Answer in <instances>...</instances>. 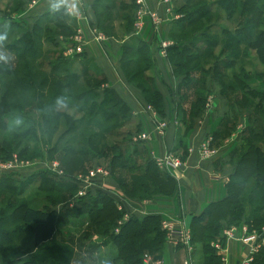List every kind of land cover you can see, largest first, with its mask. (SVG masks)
Returning <instances> with one entry per match:
<instances>
[{"label": "trees", "instance_id": "obj_1", "mask_svg": "<svg viewBox=\"0 0 264 264\" xmlns=\"http://www.w3.org/2000/svg\"><path fill=\"white\" fill-rule=\"evenodd\" d=\"M28 1L11 0L10 12ZM114 1L93 0L95 27L121 41L118 64L125 81L137 88L145 104L162 117L163 101L155 83L149 47L130 34L134 0H116V7ZM176 12L180 15L171 22L167 33L171 43L164 52L179 88L192 93L187 119L205 103L207 75L220 94L231 93L236 105L253 110L244 129V143L230 152L232 173L226 182V195L207 203L189 219V242L198 250L199 264H219L210 242L219 236L222 222L225 226L242 223L247 231L264 224V149L257 145L264 140V85L259 82L260 88L253 89L245 84L255 75L259 80L264 76V0H180ZM2 16L0 35L6 39L0 45L4 43L18 54L14 66H0V85L4 87L0 93V160L10 158L12 153L23 157L28 147L18 145L22 138L27 143V137H31L34 142L38 139L39 143H50L45 155L58 159L62 175L39 170L15 190V180L5 175L16 171L2 173L0 264H71L73 237L57 230V225L77 215L85 217L76 239L77 244L87 240L85 251L92 253L102 243L108 244L111 261L118 264H144L143 254L151 261L159 260L165 232L158 215L138 218L128 214L123 218L124 209H117L116 199L102 188L74 198L78 185L72 177L99 161L109 168L107 178L114 181L124 199H147L175 190L176 180L147 156L142 141H131V135L140 131L139 120L115 90L104 86L105 77L90 58L62 55L55 37L75 33V23L63 9L46 10L29 31L19 35L21 26L12 20L6 22L9 13ZM224 20L232 27L224 25ZM39 40L57 54L44 69L35 59ZM20 63L23 66L17 69ZM255 64L261 70H256ZM178 98L179 108L185 93L178 94ZM26 106L39 115L38 124L30 121L24 125L30 116L22 110ZM70 107L82 114L70 117L66 111ZM16 116L24 117L22 124H16L14 133L9 131L6 136V128H10L6 123H13ZM187 119L182 118L185 129L189 127ZM179 144L177 137L176 148ZM39 175L47 182L48 194L42 196L45 203L36 207L35 200L22 193ZM94 234L98 242L92 241ZM254 263L264 264V247L255 254Z\"/></svg>", "mask_w": 264, "mask_h": 264}, {"label": "crops", "instance_id": "obj_2", "mask_svg": "<svg viewBox=\"0 0 264 264\" xmlns=\"http://www.w3.org/2000/svg\"><path fill=\"white\" fill-rule=\"evenodd\" d=\"M31 1L33 2L31 3ZM6 2L5 12L9 13V17L5 18L6 22L12 20L19 24L22 29L18 33L19 35L24 31H29L34 20L41 13L53 10L52 5L56 0H29L12 12L9 10L12 5L11 0H6ZM92 2L93 0H69L67 6L61 5L58 8L63 9L64 13L73 19L75 32L77 31L79 35L81 52L73 55L82 54L90 58L104 75V86L115 90L127 104L131 113L139 120L140 131L148 135V138L141 142L148 157L151 153L162 156L166 152H171L180 156L183 161L178 168L164 170L176 180V188L169 195L155 194L141 200L124 199L111 178L104 180L102 189L115 199L122 198L123 206L121 208L127 215L131 214L140 218L145 214H156L160 221H166L174 226L181 225L188 229L192 214L199 212L207 203L220 200L226 195V182L232 173L230 152L244 143V129L249 125V116L253 110L249 106L236 105L231 93L220 94L215 81L207 75L204 80L205 103L195 116L187 119L192 93L189 89L179 88L178 79L172 74L164 52V47L171 43L167 38L168 30L171 22L178 17V13L173 8L171 0H144L147 9L155 12L158 16L157 23L153 24L144 18L138 29L131 28L130 34H134L138 39L144 41L151 53L155 83L163 101L162 117L167 123L163 134L157 135L152 128L148 112L143 110L146 104L142 100L139 90L125 81L119 68L121 41L106 36L95 27ZM25 4L26 6H24ZM73 4L75 7L70 10ZM2 18L0 12V20ZM97 33L102 35V39L96 38ZM71 36L66 37L58 34L55 37L62 48V55L64 46L69 45ZM245 84L248 88H260L258 75L248 79ZM177 92L180 95L185 93V98L179 101V108L176 105L179 99ZM254 101L256 102V99ZM261 104L264 107V99L261 100ZM182 118L187 119L186 122L189 123L187 129H185ZM177 137L180 139L178 148L175 146ZM207 137H211V146L215 149V153L210 158L199 160L196 148ZM257 145L264 149V140L258 141ZM222 224V228L225 227V222ZM84 225V215L73 216L68 222L57 225V230L66 232L73 237L74 253L71 264H73V259L78 258V255L80 264L86 261V255L93 253L94 256L100 254L102 257L104 256L102 243H99V247L92 253L85 251L87 240L83 244H77L76 239ZM91 239L95 241L98 238L94 234ZM189 247L190 250L182 242L168 240L165 236L159 264H199V254L197 253L198 256L193 257L194 245L189 242ZM107 252H109V256L107 255L106 258L104 256L100 260V264L113 263L111 261L112 250L109 246ZM246 252L247 246L233 238L223 241L221 255L223 260L214 250L219 264H237V261L242 259Z\"/></svg>", "mask_w": 264, "mask_h": 264}, {"label": "built area", "instance_id": "obj_3", "mask_svg": "<svg viewBox=\"0 0 264 264\" xmlns=\"http://www.w3.org/2000/svg\"><path fill=\"white\" fill-rule=\"evenodd\" d=\"M33 1H31L32 3ZM135 9L133 11V20H132V28L134 30L138 29L144 18L148 19L153 24L157 23L158 16L155 12L149 11L145 5L144 0H134ZM96 38L102 39V35L97 33ZM79 35L77 31L70 37L69 45L64 46L63 55L64 56H72L74 53L81 52V46L79 41ZM165 45L164 43L162 44ZM259 82L264 85V76L260 78ZM143 109V108H142ZM145 112H148L151 122L152 128L155 133L159 136L163 134L166 128V120L159 116L156 111L149 105L146 104L143 109ZM148 138V135L142 131L136 132L131 135V141H144ZM190 151V149H187ZM215 153V149L211 146V137H207L202 142H200L196 148V155L199 160H205L210 158ZM150 158L154 161L155 165L160 170H169L175 169L182 165L183 161L180 156L177 154L166 152L162 156H156L154 154H150ZM25 164L23 161H18L16 156L13 154L7 160H0V173L8 172V171H17L15 170L18 166L23 167ZM50 165V166H48ZM47 168L54 172L57 175H62V170L58 167V163L55 160H52L47 164ZM109 175V168L105 165L103 161H99L91 165L86 169L85 172H79L72 178L77 183L78 187L75 191L74 198L85 195L86 193H93L94 190L98 188H102L104 180ZM72 199L70 203H72ZM69 203V205H70ZM123 206L122 198L117 197L116 199V207L117 209H121ZM123 218L127 217V214H123ZM160 227L164 230L165 236L168 240H175L176 242H182L185 244L187 249L190 250L189 247V231L183 226H174L166 221H160ZM236 239L241 244H245L247 246V252L242 259L237 261V264H255L254 263V254L260 249L264 247V224L259 226L257 230L247 231V227L244 224L238 225H227L223 227L219 233V236L210 243V245L215 250L216 254L220 256L221 260L223 257L221 256L223 253V241L227 239ZM142 262L144 264H159V260L151 261V258L143 254Z\"/></svg>", "mask_w": 264, "mask_h": 264}, {"label": "rangeland", "instance_id": "obj_4", "mask_svg": "<svg viewBox=\"0 0 264 264\" xmlns=\"http://www.w3.org/2000/svg\"><path fill=\"white\" fill-rule=\"evenodd\" d=\"M207 1H209V0H207ZM114 2H115V7H116V4H117L118 1L115 0ZM171 2H172V5H173V8L176 11L177 6L180 3V0H171ZM6 5H7L6 0L5 1L0 0V12L2 14L6 11ZM24 6H26V4ZM111 6H112L113 9H115L114 8V4H112ZM113 12H115V10ZM112 14L114 15V13H112ZM178 15H180V14L178 13ZM0 22H2V20ZM223 24L226 25L228 28H231L232 27V24L230 22H226L225 20L223 21ZM3 44L4 43H2V45H0V57H3V58H0V66L6 67L8 64L14 66L16 64V57H17L16 54H18V52L8 50L6 46H3ZM44 44L45 43H43L41 40L38 41L37 49H38L39 52L36 53V56H35L36 62H39L40 67L43 68V69L46 66L52 64V62H54L55 61V58L57 57V54L54 53V51H51V47L49 45H48V47L47 46L45 47ZM22 66H23V64L20 63V65H17L16 68L19 69V68H22ZM79 66H81V65L79 64ZM255 67H256L255 68L256 70H261L260 65L255 64ZM246 68H251V67H249V65L246 64ZM18 72L19 71H17L16 73H18ZM3 88L4 87L0 85V93L4 90ZM238 94H240L239 91H238ZM22 110L24 112H28L30 114V116L27 115V119L25 118V121H26V123L24 124L25 126L27 124H31L30 121H32L33 124H35V125L38 124L39 115L36 113L35 110H33L32 107L31 108H28L26 106ZM66 111H67V113L69 114L70 117H74V118L75 117H78V116H80L82 114L81 111H77L74 107L73 108L70 107ZM16 117L18 119L13 120V123H11V120L7 122V119H6V122H7L6 124H8L10 126V128H6V133H4L6 136L8 135L9 131H11L12 133H14V130H15L14 128H16L15 127L16 124H19V123L22 124V120L24 119V117H22V118H20L18 116H16ZM66 138L67 137H65L64 140ZM53 139H54V137L51 138V140H53ZM24 140H25L24 138L21 139L18 147L22 146L23 144H26L27 145V147H28L27 149L28 150H27V152H25V155L23 157H20L19 158L16 155V153H12L11 156L14 154L16 156V158H17L18 161L21 160V161H23L27 165L26 166L23 165V167H19L18 166L15 169V170H17L16 173H9V174H6L5 175L11 181L15 180L14 182H12V184L14 183V185H15V190L16 189L18 190L20 188V185L21 184H19V183L22 180H26V181L29 180L27 178L29 175H31V174L35 173L36 171H39V170H45V171L47 170L48 171L49 169H47V164H49L50 161L55 160L58 163V159L57 158L52 157L53 159L52 158L49 159L48 156L45 155L46 154L45 153V149L50 144L49 142L47 144H42V142L39 143V140L38 139H36V142H34L33 141L34 139H32L31 137H27V140H26L27 143H24ZM113 140H117V139H113ZM63 142L64 141H62V143H60L59 146H62L63 145ZM45 145H47V146H45ZM44 156H45V158H44ZM87 164L88 163H86V165ZM48 166H50V165H48ZM58 167L60 168L59 163H58ZM0 176H2V173H0ZM42 177H41V175H39V177H37L36 179H33L32 178L31 181H30L31 184L27 185L25 187V189H23V193H22L23 194L22 196H26L28 198H30V197L33 198L35 200V203H33V206H36V207H41L42 203L43 204L45 203V202H42V196L45 195V194H48V190H47V186H46L47 185V182ZM44 177L50 178V177H48L46 175H44ZM51 196L53 197L54 194H52ZM67 229L71 230L70 228H67ZM96 240L98 241L99 239H96ZM103 245H104L103 246L104 248H102V250H103V254H104L105 258H106L107 255L109 256V252H107L108 251V244H103ZM194 252L195 253L193 254V257L198 256L197 255L198 250L195 249ZM92 256H93L92 258H94V259L87 258L86 261H84L81 264H100V260H102L104 258V256L102 257L101 254L99 256H94L93 253H92ZM22 257H26V255H23ZM73 264H80V257H79V255H78V258H76V260L73 259ZM111 264H118V262L117 261H114Z\"/></svg>", "mask_w": 264, "mask_h": 264}, {"label": "clouds", "instance_id": "obj_5", "mask_svg": "<svg viewBox=\"0 0 264 264\" xmlns=\"http://www.w3.org/2000/svg\"><path fill=\"white\" fill-rule=\"evenodd\" d=\"M69 4V0H56V2L52 5L53 10L58 9L61 5H68ZM75 5H71V8H74ZM4 39H6V37L4 35H0V41H3ZM3 58V57H0Z\"/></svg>", "mask_w": 264, "mask_h": 264}]
</instances>
